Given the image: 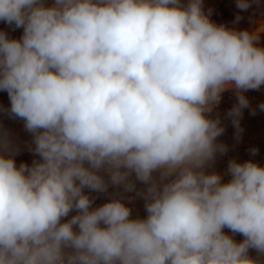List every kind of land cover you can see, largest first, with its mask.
Segmentation results:
<instances>
[{
  "label": "clouds",
  "instance_id": "9594fccd",
  "mask_svg": "<svg viewBox=\"0 0 264 264\" xmlns=\"http://www.w3.org/2000/svg\"><path fill=\"white\" fill-rule=\"evenodd\" d=\"M0 21L23 29L0 31V112L39 157L17 166L0 126V264H264V166L208 171L228 151L222 93L239 138L244 93L264 86V20L217 25L202 0H0ZM110 187L94 207L85 189Z\"/></svg>",
  "mask_w": 264,
  "mask_h": 264
},
{
  "label": "rangeland",
  "instance_id": "374dc122",
  "mask_svg": "<svg viewBox=\"0 0 264 264\" xmlns=\"http://www.w3.org/2000/svg\"><path fill=\"white\" fill-rule=\"evenodd\" d=\"M52 0H47L51 4ZM186 2V0H185ZM202 7L206 14L210 12V19L217 25H225L228 28L236 30L255 31L259 26L258 21L264 20V0H260L259 6L252 4L247 11H242L236 7V0H202ZM240 15L242 18L237 22L236 17ZM7 23L0 21V31H4L10 38L19 39L22 35V28H15ZM260 46L264 47V34L260 36ZM249 100V108L243 110V115L240 120V126L243 131L239 138L236 135V129L232 124L231 118L227 116L228 111L237 103V98L232 90L222 93L219 105L214 109L211 116L215 118L217 115L221 119V123L225 128L223 135L218 137V142L227 145L228 151L224 155H217V158L208 171H216L223 176V182H227L231 177L227 175L228 162L235 159L238 162L252 160L261 166H264V111H260L258 105L264 103V86L260 90H249L244 93ZM10 101L6 91H0V108H9ZM252 109H256L255 115L252 114ZM0 126L7 129L10 137L14 142V146L19 149L15 155L17 166L20 163L31 165L34 159H39L33 152L29 150V145L32 142V136L25 131L22 120L10 119L5 113L0 112ZM34 147V145H33ZM256 148L258 153L255 156L250 155L249 149ZM117 189L109 188L108 193L98 194L89 192L85 189L86 194L96 197L94 207L102 205L110 199V194L116 192ZM128 195H133L129 193ZM127 202V201H126ZM129 207L132 208V215L135 218L137 215L144 217V201L137 197ZM75 213H71L70 216ZM69 216V218H70ZM67 219V218H66ZM225 233L232 235L230 230L224 229ZM237 242L243 240V236L236 234L233 237ZM249 255L252 258H257V253L254 249L249 250ZM264 261V257H260Z\"/></svg>",
  "mask_w": 264,
  "mask_h": 264
}]
</instances>
